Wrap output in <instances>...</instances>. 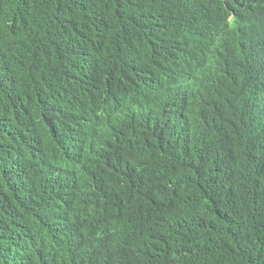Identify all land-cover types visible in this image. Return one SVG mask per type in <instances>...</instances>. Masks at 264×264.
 Here are the masks:
<instances>
[{
	"label": "trees",
	"instance_id": "obj_1",
	"mask_svg": "<svg viewBox=\"0 0 264 264\" xmlns=\"http://www.w3.org/2000/svg\"><path fill=\"white\" fill-rule=\"evenodd\" d=\"M0 264H264V0H0Z\"/></svg>",
	"mask_w": 264,
	"mask_h": 264
}]
</instances>
